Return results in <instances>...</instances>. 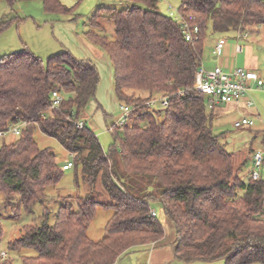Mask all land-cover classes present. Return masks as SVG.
Listing matches in <instances>:
<instances>
[{"label":"trees","instance_id":"1","mask_svg":"<svg viewBox=\"0 0 264 264\" xmlns=\"http://www.w3.org/2000/svg\"><path fill=\"white\" fill-rule=\"evenodd\" d=\"M41 1L48 11L73 13L59 0ZM179 10L198 26L192 41L157 0L101 6L86 17L87 39L111 62L115 98L135 109L128 124L108 127L106 152L82 116L100 81L92 60L64 50L44 62L28 49L0 58V130L26 123L19 136L0 145V193L18 195V206L29 211L34 202L45 206V188L62 178L55 155L33 139L35 129L73 156L88 188L83 196L61 199L52 225L45 206L40 225H24L7 242L12 252L35 251L22 255L21 264H114L131 248L163 239L162 223L150 215L152 202L161 204L174 227V260L264 264V180L240 177L246 161L235 164V154L212 131L205 95L193 89L208 27L214 34L252 32L264 24V0H182ZM105 21L113 24L111 37ZM54 90L64 95L55 108ZM158 95H168V107L147 111L145 101ZM98 185L108 202L93 198ZM98 205L112 214L104 236L92 240L87 227Z\"/></svg>","mask_w":264,"mask_h":264},{"label":"rangeland","instance_id":"2","mask_svg":"<svg viewBox=\"0 0 264 264\" xmlns=\"http://www.w3.org/2000/svg\"><path fill=\"white\" fill-rule=\"evenodd\" d=\"M62 4L72 8V14H61L46 10L41 0H14L11 4L6 0H0V24L6 25L0 29V58L10 53L28 49L32 54L46 62L49 56L61 51H69L78 59L92 60L99 71L100 81L95 97L92 98L82 110V116L86 126L98 137L103 150L106 152L112 144V135L108 129L112 124H116L119 118V102L113 92V71L107 55L95 44L91 43L85 32L87 30L86 17L91 15L95 9L91 10L93 0H59ZM100 6H114L121 8L128 4V0H100ZM182 0H158L159 10L169 16L175 17L178 14ZM169 6L174 8V12L169 10ZM97 7V8H98ZM105 34L108 37L113 35V24L110 21L104 23ZM224 37L228 41L236 40V34L229 31L222 34H214L211 28L206 31L202 61H212L209 51L215 40ZM240 39L239 43L246 47L243 54L235 57L237 63L250 58H256L259 62L258 71H264V24L256 27L254 31L248 32V37ZM249 50L251 51L249 53ZM250 54V55H249ZM260 101V115L254 119V126L251 128L241 126L235 127L234 122L240 120L241 116L229 113L211 120L212 131L219 136L220 141L225 145L228 152L234 153L235 164L241 159L245 160V153L250 154L253 150L263 152L264 158V94L258 97ZM211 110L207 109L209 113ZM17 136L9 134L3 141H13ZM33 139L41 149L48 148L54 155L57 164L61 167L67 161L74 163L73 156L53 137L43 134L39 129L33 132ZM228 139L230 141H228ZM252 165L251 161H246L242 165L240 172L243 179L250 177ZM249 172V173H248ZM259 176L264 180V160L258 169ZM77 179V183L75 181ZM88 188L81 180L80 168L74 164L68 170L63 171L62 178L54 186L45 188V206L48 210L47 223L52 225L55 220V213L63 197L83 196ZM94 195V199L108 202L100 185ZM12 203L7 205L8 202ZM18 195L7 197L0 193V255L5 252L12 260V264H21L22 255H35V251L23 248L18 252L9 251L7 242L18 236L24 225H40L43 221L45 206L39 202H34L30 210L18 206ZM151 209L157 213V218L164 227V237L158 248L168 251L170 259L167 264H182L173 259L171 243L173 241L174 229L172 224L166 219L161 204L151 203ZM112 214L108 207L98 205L94 216L87 227V235L92 240H99L104 236V226ZM151 249L145 247L131 248L122 254L114 264H149L147 262ZM0 259H2L0 257ZM192 264H223L217 261H194ZM253 264H261L255 262Z\"/></svg>","mask_w":264,"mask_h":264},{"label":"built area","instance_id":"3","mask_svg":"<svg viewBox=\"0 0 264 264\" xmlns=\"http://www.w3.org/2000/svg\"><path fill=\"white\" fill-rule=\"evenodd\" d=\"M158 1V0H157ZM169 10L174 12V8L169 6ZM181 28V32L184 38L188 41H192L196 38L198 33V26L192 23L193 15L190 13H182L178 11L177 16L174 17ZM236 39H246L248 37V32H235ZM227 39L224 37L219 38L213 48L212 53L219 55L226 44ZM243 46L237 42L236 51H242ZM253 88L264 91V78L261 77L256 71L246 69L244 67H235L231 70H224L220 66H214L212 68H205L202 64L199 66L195 80L193 84V89L199 93H202L206 97V107L211 110L219 104H225L230 102H236L244 98ZM181 94L182 91H179ZM64 95L58 91L54 90L51 93V107L55 108L60 105L63 101ZM168 95H158L150 97L145 101V109L147 111H155L157 109L165 110L168 107ZM253 102L248 101V105ZM134 107L130 106L124 101L119 102V118L117 120V125L128 124L131 116L134 113ZM252 121L248 118H242L234 122L235 127H241L244 125H251ZM26 125L22 122L18 125H9L7 129L0 130V138H4L9 134L19 136L21 134V129ZM77 128H82L84 122L82 120H77L75 122ZM264 158L263 152L260 150H253L251 152V171L250 177L256 179L259 177L258 169L262 165ZM72 167V163L68 162L62 165L64 170ZM150 215L156 216L155 210L151 209ZM7 256L3 252L0 257L4 259Z\"/></svg>","mask_w":264,"mask_h":264},{"label":"crops","instance_id":"4","mask_svg":"<svg viewBox=\"0 0 264 264\" xmlns=\"http://www.w3.org/2000/svg\"><path fill=\"white\" fill-rule=\"evenodd\" d=\"M99 1L100 0H93L92 1L91 10L97 9L98 5H100ZM128 3H129V0H128ZM219 38H221V36ZM219 38H217L215 40L213 46L211 47V49L209 51V55H211L210 58L212 61H207V62L202 61V65L205 68H212V67L217 66V65L222 67L224 70H231L235 67H244L246 69L256 71L261 77L264 78V71H258L259 62L255 61L256 58H252V57L250 58V56H249L247 58V60L241 61V63H237L236 61H234L235 57L238 54H243V52L246 49V47H244V45H242L243 46L242 51H240V52L236 51V44H237V42H239V40H237V39L235 41H232V40L228 41V39H227V42L224 45L221 53L219 55L213 54L212 51H213L214 45ZM242 40H244V39H242ZM250 52L251 51L249 50V53ZM263 94H264L263 90L253 88L244 98L240 99L239 101L225 103V104H219V105L215 106L210 111V113L212 114V118H213V115L217 118L219 116L226 115L229 113H235L236 115L241 116L240 119H242V118L250 119L252 121V124L251 125H244V126L251 128V126H254L253 118L257 119L256 116L260 115L259 108H260L261 104H260L258 97L260 95H263ZM249 100H251L253 102L251 105H248ZM228 141H230V140L228 139ZM244 157H245V160H243L244 159L243 158V159H241L242 161H250L251 152H250V154L245 153ZM68 162H70V161H67L66 163H68ZM239 162H241V161H239ZM241 173L242 172L239 173L240 177H242ZM173 229H174V227H173ZM173 231H174L173 236L175 237V230H173ZM174 237H173V239H174ZM161 241H162V239L157 243L138 246V247H145V248L151 249V252L147 258V262L149 264H167L169 262V259H170V254H168L169 249H167L168 251H164L162 248H158Z\"/></svg>","mask_w":264,"mask_h":264}]
</instances>
